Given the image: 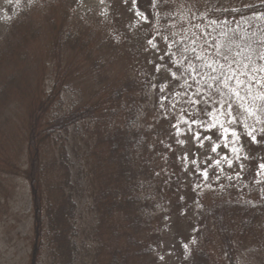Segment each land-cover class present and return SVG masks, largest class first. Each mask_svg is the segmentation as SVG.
I'll return each instance as SVG.
<instances>
[{"label":"trees","instance_id":"obj_1","mask_svg":"<svg viewBox=\"0 0 264 264\" xmlns=\"http://www.w3.org/2000/svg\"><path fill=\"white\" fill-rule=\"evenodd\" d=\"M132 1L134 11H140L152 23L150 27L144 24V35L148 40L156 37L162 42L159 55L172 75L167 84L170 90L179 87L181 100L190 106L191 99L198 96L206 105H223L232 112L240 108L250 119L247 124L259 136L258 142L264 140V70L247 73L237 66L234 52L250 48L264 54V0H210L199 12H204L205 20L214 19L209 24H215L214 32L219 28L220 37L210 38L208 43H199L189 31L179 30V0ZM207 1L199 0L200 8ZM36 10L37 0H12L0 7V154L6 151L2 140L11 115L18 113L21 88L28 91L35 87L31 71L38 59L31 61L28 48L44 36L34 25ZM60 28L53 27L51 48L46 53L55 68L65 64L71 51L85 53L90 59L92 50L78 31L69 24ZM225 35L228 41L224 40L232 43L234 50L225 48ZM72 67L68 65L67 75L72 73ZM147 78L140 79L138 94L128 88L123 95L120 89L113 90L114 103L117 101L124 110L129 106L121 122H113L112 108L106 109L109 118L97 120L95 113L101 105L95 111L91 106L64 108L61 94H75L71 85L87 81L66 77L58 79L50 92L43 93L29 109L20 163L3 159L0 164V177L18 176L27 185L32 241L26 264H92L89 258L94 254V260L102 258L104 264H154L163 242L160 225L164 211L160 200L165 187L163 178L156 175V161L168 147L158 144L143 126ZM22 79L24 85L18 83ZM186 93L193 96L188 98ZM93 122L98 142L82 137V130L86 131ZM80 142L85 144L84 152H77V147L82 150ZM69 143L79 162V179H73L74 161L66 149ZM166 158L171 163L172 156ZM81 179L82 193L86 191L90 196L89 209L94 216L83 232L77 226L75 203L82 189ZM197 213L200 215V210ZM193 232L192 242L182 250L178 264H216L209 252L213 238L221 246L223 264H241L239 247L245 240L251 238L264 244V200L214 204Z\"/></svg>","mask_w":264,"mask_h":264},{"label":"rangeland","instance_id":"obj_2","mask_svg":"<svg viewBox=\"0 0 264 264\" xmlns=\"http://www.w3.org/2000/svg\"><path fill=\"white\" fill-rule=\"evenodd\" d=\"M10 1L0 0V7L4 8ZM178 2L181 6L178 12L180 31H189L192 39L199 43H208L210 38L215 40L220 37L219 28L214 32L215 24H209L214 19L205 20L204 12H199L210 0L204 2L201 8L199 0ZM225 2L222 0V3ZM37 3L34 25L44 36L42 41L28 48V52L32 53L31 61L38 59L31 71L35 87L28 91L21 88L23 95L16 107L18 113L11 115V123L4 132L6 135L2 142L6 151L0 154V164L3 159L13 164L20 163L28 111L62 77L71 81L87 80L77 86L71 85L77 91L75 94H61L65 99L64 108L69 105L91 106L95 111L101 105V109L95 113L97 120L109 118L106 109L112 108L115 111L112 120L116 123L124 119V112L129 106L124 110L117 101L115 104L111 96L113 90L120 89L123 95L128 88L138 94L140 79L148 77L149 83L143 88L148 93V98L142 100L143 126L157 138L158 144L168 147V151L160 153L156 161V175L163 178L165 187L162 199L160 197L164 211L160 225L163 242L154 264H178L182 250L192 242L193 230L206 219L214 204L231 200H264V168L260 167L264 164V140L258 142L259 136L248 126V118L240 108L232 112L225 110L223 105H206L201 98L198 100V96L191 99L190 106L181 100L179 87L170 90L167 85L171 81L170 70L165 68L159 55L162 42L156 37L148 40L144 35V24L150 27L152 23L143 13L134 11V1L37 0ZM67 24L77 30L91 48V57L88 59L85 53L71 51L64 60L65 64L57 69L46 53L51 48L53 27L57 30ZM224 37L228 41V36H222L225 48L234 50L233 44L226 42ZM251 50L246 48L234 52L237 66L253 74L264 70V54ZM70 64H73L72 73L67 75ZM18 83L24 85L23 79ZM68 86L70 89V84ZM156 90H159L157 96ZM96 92L98 95L94 97ZM185 95L188 98L193 96L191 93ZM61 96L58 98L61 99ZM192 101L198 102L194 104ZM217 115L222 118L219 119ZM94 125L93 122L86 131L82 130V137L87 141L98 142L99 138L94 134L97 126ZM71 136L70 142L73 143ZM252 137H255V141ZM70 145L66 149L74 161L73 179H79V162ZM84 145L80 142L82 150L77 147V152H84ZM213 148L216 150L213 151ZM168 155L172 156L171 163L166 158ZM79 181L82 189L75 196V203L77 226L83 232L94 216L89 209L92 202L90 196L85 190V194L82 193L84 179ZM31 215L26 182L18 176H1L0 264L27 263L32 241ZM212 240L213 243L209 245L211 257L216 264H223L219 241L215 238ZM239 250L241 264H264V244L250 238L241 244ZM94 256L89 258L92 264L94 261L104 264L102 258L98 261L94 260Z\"/></svg>","mask_w":264,"mask_h":264},{"label":"snow or ice","instance_id":"obj_3","mask_svg":"<svg viewBox=\"0 0 264 264\" xmlns=\"http://www.w3.org/2000/svg\"><path fill=\"white\" fill-rule=\"evenodd\" d=\"M153 46H155V45H153ZM229 79H231V77H229ZM239 83L240 84H243L244 83V81H239ZM225 86H227L226 84H225ZM238 94V93H237ZM198 101H192V103H197ZM229 107H231V105H229ZM193 123H195V121H193ZM210 127H215V125H210ZM226 134H227V129H225V138H226ZM252 139H253V141H255V137H252ZM216 149L215 148H213V151H215ZM229 163H231V162H229ZM261 168H264V164H262L261 166H260Z\"/></svg>","mask_w":264,"mask_h":264}]
</instances>
